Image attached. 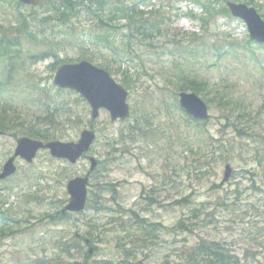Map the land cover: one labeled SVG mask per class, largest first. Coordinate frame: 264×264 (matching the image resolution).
<instances>
[{
  "label": "rangeland",
  "instance_id": "1",
  "mask_svg": "<svg viewBox=\"0 0 264 264\" xmlns=\"http://www.w3.org/2000/svg\"><path fill=\"white\" fill-rule=\"evenodd\" d=\"M248 1L253 2L250 5L257 8L264 18V0ZM240 2L248 3L246 0ZM219 6L217 3L214 7ZM138 8L147 12L157 10L170 18L163 26L170 34H196L198 40L205 39L208 45L204 49L199 48L197 58L191 59L194 61L191 68L211 83L221 84L220 87H223V80L227 78L231 89L243 101L239 105L249 106L253 110V118L242 125L251 135L241 138L234 136L233 150L224 153L227 159L215 163V167L209 168L208 173L196 175V160L202 161L192 153H187V144L196 145L194 139L197 136L192 126H186L183 114L174 110L169 88L163 87L167 86L165 79L175 58L162 46L172 47V44L167 42L169 36L157 37L159 47L153 48L152 51L137 42L136 48L139 49L141 60L136 61L135 66L131 65L130 71L138 73L139 79L130 89L120 82L119 73L109 72L128 91L130 118L127 121L111 122L108 112L100 110L98 118L94 120L96 138L88 155L95 156L98 161L105 160L107 153L111 152L112 138L118 134L120 128L126 131L133 122L131 110L139 105L141 98L146 99V104L151 110H148L147 117L152 121V128H157V139L154 142L142 139L127 144L128 152H122L121 142L116 144V159L109 163L108 173L98 172V179L119 182L118 202L126 208L131 206L142 216L166 226H171L183 215L190 221L189 206L164 208L155 205L145 209V200L139 196L141 187H144L145 192L157 187L160 200L165 202L189 195L193 205L200 209V218L196 219L198 228L194 233L179 232L172 235L167 230L162 231L159 233V242L148 252L137 254L136 261L141 264H160L164 257H177L180 249L186 244H193L200 236H207L234 250L239 257V264H264V47L255 43L252 48L255 54L247 50L237 57L224 54L217 56L215 43L222 44L225 38L229 40V37L244 40L248 36L246 25L241 19L218 14L205 26L201 18L207 17V13L200 4L192 0H152L150 3L139 4ZM22 10L26 14L29 12V8L23 7ZM38 11L42 18L33 21L32 32H35L39 40L30 43L27 38H22L26 59L24 70L19 69L17 64L14 66V72H19L21 76L7 92L8 97H2L8 101L1 99L0 105L9 109V114L18 122L30 121L37 114H46L47 111L58 109L71 119L70 124H64L65 133L58 140L75 141L81 130L89 126L90 107L86 100L78 99L80 95L77 92L58 91L52 83L54 70L51 71L49 66L56 59L68 58L78 61L76 59L93 55V61H90L92 64L97 66L107 63L111 70H116L120 60H114L109 50L99 49L89 41L87 34L89 29L94 27L96 19L85 8H82L78 15H71L69 21L63 24L57 21L55 16L45 20L44 17L48 16L49 12L41 8ZM190 13L196 17L191 18ZM0 20L5 25H17L15 8L7 1L0 2ZM124 22L121 20L118 24ZM125 32L127 30L122 27L116 30L119 43H123ZM182 38L187 39L188 36ZM224 48L226 49V46ZM49 49L53 50L56 56L48 53ZM30 50L32 51L29 52ZM155 51L159 54H155ZM40 52L48 55L29 59L28 53L36 55ZM220 52H224L223 47ZM121 66L125 68L126 65ZM39 88L43 90L39 91ZM157 106L159 110L156 109ZM220 113L221 110L216 105L209 106V114L213 117L205 125L207 133L217 139H231L234 135L232 128H222L224 119L216 118ZM219 130L225 131V134H219ZM21 136H15L9 131L0 136V169L13 153L16 139ZM219 154L216 147L215 157H219ZM258 156L263 158L261 163ZM15 163L16 173L0 182V197L7 199L5 204L0 205V227H10L6 235L0 236V264H34L36 260L38 264H42L45 255L50 254L49 249L46 252L44 250L47 246L45 241L60 234L70 235L75 231L94 232L92 223L97 220L101 223L106 221V213H96L92 209L86 210L84 214H77L75 219L69 222L49 227H44L39 220L45 212L61 208L67 202V181L74 176L85 174L89 168L86 158L69 163L40 150L32 162L27 163L17 158ZM226 163L231 166V174L226 181H222ZM173 168L177 171L173 172ZM164 170L167 171L166 179L163 178ZM45 172L52 175L44 176ZM58 172L66 177L57 175ZM92 174H95V170ZM93 180L91 177L90 183L94 182ZM214 183L219 187L212 190L210 187ZM27 193H33L29 195V200H26ZM106 197H111V194ZM58 198L66 200L61 207V203L56 201ZM53 201L54 203H51ZM109 203L114 205L110 198ZM4 215L11 216L14 221L3 223L1 218H4ZM205 223L208 226L202 229L201 226ZM94 244L99 250L91 256L93 260L111 259V264H121L122 255L116 253L112 238L105 240L103 236ZM146 252L147 257L143 256ZM82 255H76L78 263L83 262Z\"/></svg>",
  "mask_w": 264,
  "mask_h": 264
},
{
  "label": "trees",
  "instance_id": "2",
  "mask_svg": "<svg viewBox=\"0 0 264 264\" xmlns=\"http://www.w3.org/2000/svg\"><path fill=\"white\" fill-rule=\"evenodd\" d=\"M4 1H7L15 8L17 25H5L0 20V100L4 99L2 97H8L7 92L19 81L21 74L17 71L14 72V66L17 64L19 69L24 68L23 66L26 59L22 49V38H27L30 43L39 40L35 32H32L33 21L42 18L39 16L38 9L41 8L49 12V15L44 17L45 20L55 16V19L63 24L65 21H69L71 15L76 16L82 8H85L86 11L96 19L94 27H91L87 34L89 41L99 49L104 48L109 50L110 53L113 54L114 60L116 58L120 60V64L116 70H111L107 63H101L98 66L104 67L110 73H112V71L119 73L120 82L127 89L133 87L139 79L138 73L130 71L131 65L135 66L136 61L141 60L139 49L136 48L137 42L142 43L145 48L152 51L153 48L159 47V38L157 37L162 35L169 36L167 42H170L172 47L167 48L165 45L162 46H164L166 52H169V54H172L175 58L173 59L171 67L168 69V75L165 79V84L167 86L163 87L169 88L173 99L172 106L174 110L183 114L186 119V126H192L197 136V138L194 139L196 145L187 144V153H192L202 161L199 162L196 160L198 164V167L194 169L196 175L208 173L209 168L213 169L215 167V163L227 159L224 153H227V151L229 153L233 150L234 136L241 138L251 135V132L246 131L242 125L253 118V110L250 109L249 106L239 105V103L243 101L241 97L237 96L234 90L231 89L228 79L225 78L223 80V87H220L221 84L211 83L208 79L202 78L191 68V66L194 65V61H191V59L197 58L199 48L204 49V47L208 45V42L205 39L198 40L196 34H170L168 29L163 28L167 20L170 21V18L157 10L147 12L138 8L139 4L150 3L152 0H40L36 5L32 6L23 5L18 0H1V2ZM192 1L200 4L207 13V17L201 18L205 26L218 14L231 17L225 5V2L228 0ZM246 1L249 5L253 4V2ZM217 3H219L220 6L214 7ZM23 7L29 8L27 14L22 10ZM189 15L192 18L196 17L192 13ZM77 20H79V18ZM121 20L125 22L123 24H118ZM117 27H122L127 30V32L123 34V43H119L117 40ZM185 36H188V38H182ZM253 44H255V42L248 36H246L244 40H236L229 37V40L225 38L222 44L215 43V52L219 57L223 54L237 57L242 51L246 52L247 50L255 54L252 49ZM221 46L224 49L223 53L220 52ZM225 46L226 49L224 48ZM260 47H264V45H260ZM31 51L32 50L29 52ZM163 51H161V53H164ZM48 53L56 56V53L51 49H49ZM48 53L40 52L36 55L28 53V57L29 59H37L45 57ZM154 53L159 54L157 51ZM93 57V55L83 56V58L89 61H93ZM76 60H80V58ZM217 60H219V58ZM72 61V59L68 58L56 59L49 67L51 71H53L59 64ZM122 64L126 65L125 68H121ZM38 90L40 91L43 89L39 88ZM57 90L60 92L64 91L58 88ZM179 91L194 92L200 95L208 106L216 105L219 107L221 113L220 116L216 118L224 119L225 124L222 125V128L227 126L232 128L234 135L231 139H217L215 136L207 133L205 125L209 119L213 117L212 115L206 120H198L186 115L177 103V93ZM78 99L85 101L81 96H79ZM4 100H6V98ZM156 109L159 110V106H157ZM148 110L151 111L146 104V99L141 98L139 100V105L134 106L131 110L133 122L129 124V128L126 129V131L122 128L118 130V134L113 137V141L110 142L111 152L107 153L104 161H98L95 174L91 175L94 182L89 183L90 188L88 189L85 208L78 214H84L86 210L92 209L96 213H106L108 216L106 221L101 223L97 220L91 224L95 233L91 231L81 233L78 231L80 233L79 238H77L75 232H73L70 235L60 234L56 238H51L47 242L45 241V245L47 244V246L44 247V250L46 252V250L49 249L50 254L45 255L43 260L44 263L42 264H76V255L86 254L85 246L82 241L86 237H89L94 251L97 252L99 248L94 242L96 240L100 241L103 236L105 240L109 238L114 240L116 253L122 255L120 260L121 264H139L140 261H136L137 254L145 253V251L148 252L152 249L161 239L159 238L160 232L167 230L169 234L177 235L179 232H188L192 234L196 231L198 228L196 219L200 218V209L193 205V201L190 199L189 195L173 199L170 202H165L160 200L157 187H153L149 192H145L144 187H141L142 189L139 196L142 200H145V209L154 207L155 205L164 208L189 206L191 214L188 218L190 221L183 215L171 226H166L161 222L152 221L148 217L142 216L140 212L133 207L130 206L126 208L123 204L118 202L117 193L119 182L100 181L98 179V172L102 171L108 173L110 170L109 163L114 162L116 159L114 156V153L118 151V149L114 147L116 144L121 142L123 145L122 152H128L127 144L139 142L142 139H148L152 142L157 139V128H152V121L147 117ZM9 111L10 110L4 105H0L1 130L4 132L9 131L15 136L20 134L43 141L60 139L65 133V126L70 124L69 122L71 121L69 116H64L58 109L52 112L47 111L46 114H44L45 112L37 114L33 120H21L20 122L15 121V118L9 114ZM88 122V128L94 129L95 123L91 120H88ZM218 132L221 135L225 134L223 130H219ZM215 142L217 143L216 147L220 153L217 158L215 157ZM262 159L261 156H258L259 163H261ZM172 171L176 172L177 170L173 168ZM63 173L67 175L65 171ZM45 174L52 175L47 172L44 173V176ZM64 174L60 172L57 173V175L61 177H66ZM166 176L167 171L164 170L163 178L166 179ZM218 187L219 186L214 183L210 189L214 190ZM108 194H111V197H106ZM25 196L26 200H29V193ZM109 198L113 201L114 205L109 203ZM6 201V198H0V205H3ZM56 201L61 203L60 207L66 202V200H61V198H58ZM51 203H54V201ZM61 209L62 207L52 212H45L39 219L41 224L44 227H49L75 219L77 214L69 212L62 213ZM4 216V218H1L3 223L10 220L14 221L11 216ZM212 217H214L213 214ZM24 221L26 222L27 220ZM107 224L110 226L107 227ZM35 225L36 224H32V226ZM207 226L208 224L205 223L201 228L203 229ZM7 230H10V227L2 225V227H0V236L6 235L5 233ZM19 230L24 231L20 228ZM233 251L234 250H231L224 244L215 241L213 238L200 236L193 244H186L184 248L180 249L177 257H164L160 264H239V257ZM147 252L143 254V256L147 257ZM72 260H74V262ZM100 261L105 264H111V259ZM34 264H38V260H36Z\"/></svg>",
  "mask_w": 264,
  "mask_h": 264
},
{
  "label": "water",
  "instance_id": "3",
  "mask_svg": "<svg viewBox=\"0 0 264 264\" xmlns=\"http://www.w3.org/2000/svg\"><path fill=\"white\" fill-rule=\"evenodd\" d=\"M25 5H34L39 0H18ZM227 7L230 14L245 22L248 35L257 43H264V20L257 9L242 2L228 1ZM52 83L62 89H70L80 94L90 106V116L95 120L100 109L109 113L110 121H126L130 116V107L127 103L128 91L118 83L110 73L87 60L73 63H62L53 73ZM178 104L183 111L194 119L206 120L209 117L207 103L194 92H178ZM2 132L0 131V135ZM95 132L91 129H83L76 141L49 140L42 141L28 136L17 139L13 154L5 161L0 172V179L12 175L16 171L14 160L20 157L31 162L37 151L48 150L52 157L66 159L75 163L80 157L86 155L95 139ZM89 171L84 176H75L68 180L66 190L69 199L62 212H80L84 209L87 197V184L90 171L97 166L94 156H88ZM231 174V166L226 163L222 181H226ZM77 236H79L77 234ZM89 243V239H85ZM88 255L93 253V247L89 246Z\"/></svg>",
  "mask_w": 264,
  "mask_h": 264
},
{
  "label": "flooded vegetation",
  "instance_id": "4",
  "mask_svg": "<svg viewBox=\"0 0 264 264\" xmlns=\"http://www.w3.org/2000/svg\"><path fill=\"white\" fill-rule=\"evenodd\" d=\"M5 180V179H4ZM2 180H0L1 182ZM91 261V262H90ZM85 264H101V262H98L97 260L93 261V260H86Z\"/></svg>",
  "mask_w": 264,
  "mask_h": 264
}]
</instances>
